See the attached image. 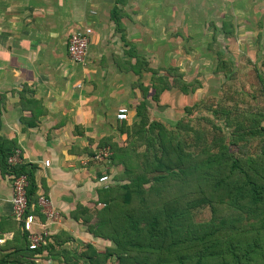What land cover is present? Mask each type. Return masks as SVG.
<instances>
[{
  "label": "crops",
  "instance_id": "1",
  "mask_svg": "<svg viewBox=\"0 0 264 264\" xmlns=\"http://www.w3.org/2000/svg\"><path fill=\"white\" fill-rule=\"evenodd\" d=\"M185 1L178 3L183 5ZM175 3L176 0H0V137L11 141L14 150L19 151L20 164L33 169L29 210L38 213V219L43 221L36 199L45 195L58 213L47 230L59 239L54 240L51 251L42 252L40 264H84L82 260L75 262L72 255L64 260L62 254L79 253L87 243L101 252L109 244L88 232L83 219L93 216L96 209L99 176L107 173L112 178L122 172L123 166L114 162L101 164L90 155L109 137L119 146L127 144L126 134L119 131L121 120L116 118V112L125 106L128 114H134L133 105L142 99L138 84H147L142 78L137 80L141 75L131 70V63L115 62L113 52L101 49L102 40L106 41L110 30L115 31L111 9L120 11L125 38L134 49L140 48L137 54L146 56L147 67L176 68L186 78L207 71L204 47L199 45L198 52L176 49L175 41L182 36L176 33V40L170 33L177 22ZM189 3L191 8L200 5L191 0ZM212 3L214 0H208L209 5ZM199 7L204 10V6ZM75 30L88 33V47H101L88 50L84 64L73 61L67 52L68 36ZM187 32L193 41L194 34ZM229 35L222 32L221 36ZM112 39L123 43L120 34ZM123 55L119 56H133ZM203 75H199V83L205 86ZM177 94L172 89L164 90L159 104L174 109ZM198 96L199 92H192L179 97L188 98L187 104H191ZM168 98L170 101H165ZM46 159L48 165L44 164ZM12 180L13 173L0 167V244L11 239L19 228V221L12 216Z\"/></svg>",
  "mask_w": 264,
  "mask_h": 264
},
{
  "label": "trees",
  "instance_id": "2",
  "mask_svg": "<svg viewBox=\"0 0 264 264\" xmlns=\"http://www.w3.org/2000/svg\"><path fill=\"white\" fill-rule=\"evenodd\" d=\"M110 17L121 40L134 50L125 38L120 11L112 8ZM226 27L223 21L221 29L228 35ZM221 52L216 51L218 70L230 65ZM132 55L131 70L141 75L145 58ZM171 69L166 68L164 74L153 67L147 69L153 100L172 87L184 94L195 90ZM257 78L262 107L248 112L240 124L250 136L264 133V77L257 74ZM138 85L143 97L134 106V121L120 123L127 144L119 146L109 137L100 146L109 147L110 163L121 164L123 170L112 178L107 173L99 176L108 177L107 185L98 188L93 216L83 219L88 232L109 244L99 252L87 243L79 253H63L64 260L72 255L75 262L84 264H264V146L253 155L234 152L230 144L243 136L235 130L229 144L223 138L200 142L203 134L198 132L199 142L194 140L190 146L196 148L189 150L177 131L148 119L149 87ZM181 123L177 121L174 127L183 128ZM0 141V167L28 176V197L31 187L33 191V169L24 164L10 166L7 157L15 147L1 137ZM204 205L210 216L196 221L194 210ZM55 239L59 236L49 232L45 243L29 249L19 222L12 238L0 244V264H40L39 256L45 249L51 251Z\"/></svg>",
  "mask_w": 264,
  "mask_h": 264
},
{
  "label": "rangeland",
  "instance_id": "3",
  "mask_svg": "<svg viewBox=\"0 0 264 264\" xmlns=\"http://www.w3.org/2000/svg\"><path fill=\"white\" fill-rule=\"evenodd\" d=\"M191 1L204 6V10L199 7L200 5H196V8L187 6V4L190 5V0H186L183 5L176 0L177 22L170 33L173 34L176 40L179 38L176 33L182 36L178 42L175 41L176 49H192L191 51L196 50L198 52L199 50L196 48L199 45L204 47L203 51L207 53V71L200 74H204L202 78L205 86L200 85V74L198 75V73L190 74L186 78L176 68L172 70L170 67L163 65L153 66L159 71L158 73L164 74L166 73L165 69L168 68L173 71V74H181L182 81L189 83L187 87L194 86L193 93L199 92L200 94L194 103L187 104L188 98L179 97L184 93L179 88L172 87L171 89L178 93L176 95L178 101L176 105L172 106L174 109L171 110L169 107L166 109V107L159 104L162 93L159 94L157 100L152 98L154 92L151 86L152 76L147 70L149 68L147 67L148 59L146 60V56L142 55L145 58V65L142 68L143 73L137 80L140 81L142 78V81L147 83L146 85L149 87L147 117L150 121L161 122L167 128L177 131V134L188 144L186 148L189 150H195L196 147L190 145L194 140L199 142L198 132L203 134V136H200V142L204 140L210 142L212 138H223L225 143L229 144L231 134L236 130L240 136H243L236 143L230 144L231 149L236 153L253 155L264 146V133L250 136L247 134V129L242 128L240 124L245 123L248 112L256 111L262 107L257 74L264 77V0H214L215 4L210 5L208 0ZM191 18L192 21H189ZM221 20L227 21L226 28L230 31L228 38L221 36L223 32L220 26ZM185 21L187 22L184 23ZM187 31L194 34L192 36L193 41L190 40L191 37L187 34ZM118 34V31L110 30L106 41L103 42L102 40L100 44L102 48L99 45L95 47L89 45L88 50H99L101 48L110 53L113 52L111 56L114 57L115 62L116 60H126L133 63L134 58L131 55L134 54V50H136L135 54L141 53L140 48L136 47L132 50L130 44L113 41L112 36H118ZM99 36L101 39L102 35L100 33ZM221 50L223 51L221 52V58L228 60L230 64L224 70L215 68L216 51ZM142 53H145L143 49ZM120 54L131 57L121 58ZM148 75L149 79L147 78ZM171 79L172 77H169V82L172 81ZM140 93L142 95L141 91ZM165 101L170 100L168 98ZM139 102L138 100L133 105L134 114H128L126 121L129 124L134 121V106ZM187 105L191 107V110H186ZM177 121L182 122L179 126L184 125L183 128L177 129L174 127ZM209 216L210 212L206 205L194 210L196 221H203L208 219ZM100 248L102 249V247Z\"/></svg>",
  "mask_w": 264,
  "mask_h": 264
},
{
  "label": "built area",
  "instance_id": "4",
  "mask_svg": "<svg viewBox=\"0 0 264 264\" xmlns=\"http://www.w3.org/2000/svg\"><path fill=\"white\" fill-rule=\"evenodd\" d=\"M89 37L88 33L82 30H75L68 36L67 52L71 59L76 63H84L86 61L88 51ZM118 120H127L128 108L119 107L116 112ZM111 151L109 147H98L94 151L92 160L101 164H109ZM7 163L15 166L21 163L20 153L16 149L12 154L8 155ZM44 164L48 165L49 160H44ZM108 177L106 175L98 178V182L107 185ZM29 178L25 173H13L12 189L13 194L10 199L12 207V216L20 222L21 229L27 235V246L29 249H35L45 243L49 233L47 225L55 222L58 213L54 209L51 201L45 195L37 198L38 211L43 214L44 220L38 219L34 211L29 210L27 187ZM1 241V238H0Z\"/></svg>",
  "mask_w": 264,
  "mask_h": 264
}]
</instances>
